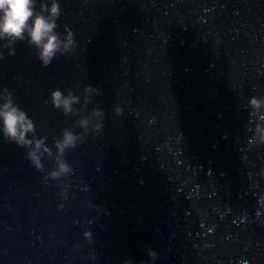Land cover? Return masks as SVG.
<instances>
[{
	"label": "water",
	"instance_id": "water-1",
	"mask_svg": "<svg viewBox=\"0 0 264 264\" xmlns=\"http://www.w3.org/2000/svg\"><path fill=\"white\" fill-rule=\"evenodd\" d=\"M60 3L75 52L44 67L27 40L12 55L0 41V87L50 145L66 128L83 139L73 172L46 181L54 157L37 170L0 137V264H152L148 249L154 264H264V108L247 105L264 98V0ZM87 84L101 94L82 107ZM58 87L78 112L51 105ZM96 107L104 127L84 133Z\"/></svg>",
	"mask_w": 264,
	"mask_h": 264
},
{
	"label": "clouds",
	"instance_id": "clouds-1",
	"mask_svg": "<svg viewBox=\"0 0 264 264\" xmlns=\"http://www.w3.org/2000/svg\"><path fill=\"white\" fill-rule=\"evenodd\" d=\"M60 15V0H0V41L8 42L5 46L9 47L8 54L12 55L14 49L10 44L17 40H27L36 49V56L41 65L46 67L55 58L74 53L79 46L71 27L64 25L63 31H58L57 21ZM0 59H3L2 52ZM83 94L82 107L86 106L94 95H100L101 89L87 84L83 88ZM50 103L58 111L69 115L79 111L76 106L81 104V95L72 87L64 90L58 87L52 90ZM247 105L251 109L250 115H256L264 108V98L250 96ZM122 111L120 106L114 108V113L118 116ZM104 117L103 109L93 108L89 114L80 117L78 126L84 130V133L91 130L94 135L98 134L104 127ZM257 119H264V114L258 115ZM253 132L254 136L264 141V124H257ZM0 137L17 147L24 148L26 158L37 170H43L45 156L54 157L55 167L46 174V181L60 180L73 172L72 166L65 158V153L69 149L76 148L83 139L80 133L66 128L50 145L46 136L37 134L36 122L16 103L13 91L6 86L0 87ZM66 193L67 187L61 185V195L64 196ZM258 203L264 204V197ZM60 207L62 208L63 205L61 204ZM260 214L257 210L256 215ZM83 236L91 240L92 232L85 230ZM147 254L154 264L158 254L152 249H148ZM122 264H132V262L124 260Z\"/></svg>",
	"mask_w": 264,
	"mask_h": 264
}]
</instances>
